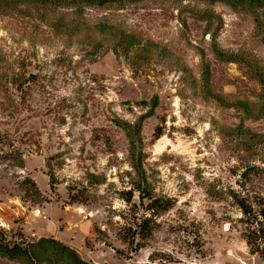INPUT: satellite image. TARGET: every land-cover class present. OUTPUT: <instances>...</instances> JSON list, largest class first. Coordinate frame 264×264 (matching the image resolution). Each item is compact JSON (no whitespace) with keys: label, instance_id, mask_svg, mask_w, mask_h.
Segmentation results:
<instances>
[{"label":"rangeland","instance_id":"374dc122","mask_svg":"<svg viewBox=\"0 0 264 264\" xmlns=\"http://www.w3.org/2000/svg\"><path fill=\"white\" fill-rule=\"evenodd\" d=\"M83 13L89 33L73 35L0 13V75H31L24 94L0 79L1 245L53 239L87 264H264V0ZM37 254L0 250V264H71L49 244Z\"/></svg>","mask_w":264,"mask_h":264},{"label":"trees","instance_id":"16d2710c","mask_svg":"<svg viewBox=\"0 0 264 264\" xmlns=\"http://www.w3.org/2000/svg\"><path fill=\"white\" fill-rule=\"evenodd\" d=\"M143 1L145 0H0V13L6 14L10 11H15L19 9L32 10L37 13L39 18H41V16L43 18L47 17L48 21L50 20L51 27L55 29L65 28L67 35H73L74 33H79L81 31H86L85 33L87 34L89 33V29L91 27H87L86 21L84 22L83 19L82 22L79 21V19L83 17V12L85 9L102 8L107 5L124 6L126 4H135ZM208 1L225 3L230 2L233 4H237L245 2L252 3L255 0ZM95 29L98 33H104L106 30H110L111 27H107L106 25L99 23L95 26ZM97 50L98 48L94 49V51ZM1 60L2 57H0V62ZM17 72L18 73H15V71H11L10 75H7V73L4 72L0 75V79L1 76L4 77V83L11 84L15 87L16 90H19L22 94H24L25 90H22V87L31 83V75H28V77L26 78L23 73H19V70H17ZM2 88L7 92L5 86ZM158 138L159 136H157L156 139ZM45 244H49L51 246H54L55 248L60 249L61 255L67 257L70 260L71 264H87L80 260L75 251L57 243L53 239H40L36 244H32L28 249L21 248L16 245L11 248H8L2 246L0 243V250L4 251L10 259H14L15 257H23L25 260H35L39 259V256L37 254V248L39 249Z\"/></svg>","mask_w":264,"mask_h":264}]
</instances>
